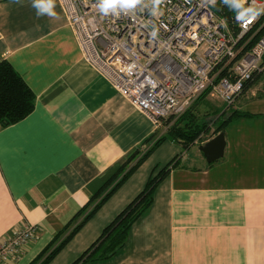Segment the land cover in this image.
I'll return each instance as SVG.
<instances>
[{"label":"crops","instance_id":"1","mask_svg":"<svg viewBox=\"0 0 264 264\" xmlns=\"http://www.w3.org/2000/svg\"><path fill=\"white\" fill-rule=\"evenodd\" d=\"M54 10L56 18L38 16L33 0H0V59L36 95L27 118L0 127V244L24 225L39 227L20 261L4 264H32L63 241L125 160L137 150L141 158L169 128H158L84 59L60 0ZM262 92L257 84L241 97L240 109L256 115L227 126L221 166L200 150L214 137L187 150L164 141L50 264L76 262L155 168L177 157L126 246L110 260L86 264H264V110L248 109L264 101Z\"/></svg>","mask_w":264,"mask_h":264},{"label":"built area","instance_id":"2","mask_svg":"<svg viewBox=\"0 0 264 264\" xmlns=\"http://www.w3.org/2000/svg\"><path fill=\"white\" fill-rule=\"evenodd\" d=\"M60 1L84 59L158 128L207 91L232 106L264 70V35L254 41L264 11L246 26L237 21L236 30L216 9L224 0H164L156 16L150 7L117 16L102 14L98 0ZM253 5L264 8V0H246L244 7ZM38 231L27 224L1 242L0 264L20 261Z\"/></svg>","mask_w":264,"mask_h":264},{"label":"trees","instance_id":"3","mask_svg":"<svg viewBox=\"0 0 264 264\" xmlns=\"http://www.w3.org/2000/svg\"><path fill=\"white\" fill-rule=\"evenodd\" d=\"M216 9L219 11L220 15L228 19L232 28L237 30L236 12L231 10L225 3L218 4ZM261 22L263 25L259 26L261 30L256 35L254 41L264 35V16ZM263 76L264 70L246 84L243 94L255 86ZM198 104L199 103L196 102L193 109L177 119L173 124H170L171 120L169 119L165 121L163 125L169 126L167 132L161 136L141 158L138 159L140 150H137L133 155L128 157L119 169V174L117 178H115V180H117L115 182H110L106 186L99 201H96L95 198L94 200L92 199L90 204L82 210L84 217L80 223L58 245H54L55 241L49 245L32 264H50L84 225L94 217L102 206L146 161L154 149L164 141L168 139L179 141L182 143L183 148L187 150L197 140H201L202 134L209 130L211 122L213 125H216V130L213 135V137H215L225 132L227 126L235 120L256 115L239 108L234 109L232 105L229 106L227 110L215 112V118L212 119L210 123H200L198 122L199 117L196 112ZM35 107L36 95L33 90L9 61L4 58L0 59V127H7L22 121L34 111ZM157 134L158 133L154 134L152 138H155ZM136 160L137 162L130 167ZM178 162L177 157L163 168H155L145 189L104 229L98 240L73 264L106 261L117 255L126 246L130 231L134 224L148 212L154 203L156 189Z\"/></svg>","mask_w":264,"mask_h":264},{"label":"clouds","instance_id":"4","mask_svg":"<svg viewBox=\"0 0 264 264\" xmlns=\"http://www.w3.org/2000/svg\"><path fill=\"white\" fill-rule=\"evenodd\" d=\"M19 2V0H17ZM209 3L214 4L215 0H208ZM164 0H98V8L104 15L113 14L120 15L134 11L138 6L150 7L153 16L160 14V6ZM224 3L229 6L231 10L236 12V19L242 25H247L253 22L259 12L264 11V8H256L254 5L244 7L246 0H224ZM33 7L37 10V15H48L56 18L55 0H33ZM158 35V29L153 26L150 36L155 39Z\"/></svg>","mask_w":264,"mask_h":264},{"label":"rangeland","instance_id":"5","mask_svg":"<svg viewBox=\"0 0 264 264\" xmlns=\"http://www.w3.org/2000/svg\"><path fill=\"white\" fill-rule=\"evenodd\" d=\"M257 84L258 85L261 84V91H264V76L260 79V81ZM258 88H260V87H258ZM206 93H204L202 96H200L195 101V103L196 102L199 103L198 104V109H197L196 112H197L198 117H199L198 118V122H200V123L201 122L210 123L211 120L215 118V114H216L215 112L224 111L225 109L227 110V108L229 107L228 105L224 104L220 99H218L216 97H212L210 91L207 94ZM262 94H264V92H262ZM248 95H249V93L246 94V97H242L243 94L241 96H239L237 98L238 100H236L237 102H235L233 104V108L234 109H237V108L240 109L241 108V97L242 98H247ZM256 96H258V95L256 94ZM256 96H254V99L255 98H259V97H256ZM253 103L254 104L249 106L248 109L264 110V101H262V100L258 101L257 100V101H254ZM194 107H195V105H193L191 109H193ZM165 121H167V120L162 121V124ZM170 124H172V122H170ZM164 126H165V124H164ZM215 130H216V125H213V123L211 122L210 125H209V130L202 134L201 140H199V142L200 141H206V140H209L210 138H212L213 135H214ZM160 136H161V134H160ZM223 158L221 160L215 162V163H212V166H219V165L221 166L223 164ZM216 169H219V168H216Z\"/></svg>","mask_w":264,"mask_h":264},{"label":"water","instance_id":"6","mask_svg":"<svg viewBox=\"0 0 264 264\" xmlns=\"http://www.w3.org/2000/svg\"><path fill=\"white\" fill-rule=\"evenodd\" d=\"M226 137L222 132L215 136L212 140L202 145L200 150L203 152L208 163H215L225 156L226 151Z\"/></svg>","mask_w":264,"mask_h":264}]
</instances>
